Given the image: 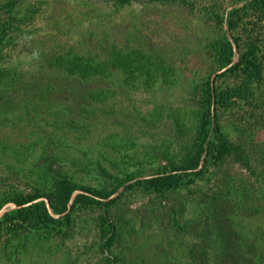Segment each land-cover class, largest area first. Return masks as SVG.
<instances>
[{"label": "rangeland", "instance_id": "rangeland-1", "mask_svg": "<svg viewBox=\"0 0 264 264\" xmlns=\"http://www.w3.org/2000/svg\"><path fill=\"white\" fill-rule=\"evenodd\" d=\"M126 2L21 4L0 264H264V0ZM31 193L51 219L1 218Z\"/></svg>", "mask_w": 264, "mask_h": 264}, {"label": "trees", "instance_id": "trees-1", "mask_svg": "<svg viewBox=\"0 0 264 264\" xmlns=\"http://www.w3.org/2000/svg\"><path fill=\"white\" fill-rule=\"evenodd\" d=\"M115 4L116 6L120 7L125 5L127 0H110ZM24 2V0H0V55L2 54V51L10 45L12 40H5V38L13 39L11 35H14L18 33L19 28H15L14 24L16 20L21 15V4ZM230 61L227 59L225 61V64L229 63ZM60 65H62V62H59ZM246 64L248 67H252L253 71L256 72L258 76H260L259 73V67L253 62V61H246ZM65 65V64H64ZM227 151L225 146H222L221 150L219 151L218 157L223 155ZM197 161H194V163L189 167L195 168L197 165ZM179 169V168H176ZM181 169H187V168H181ZM172 178V177H171ZM164 178L161 176L155 177L151 182L159 183ZM70 192H66L65 196L64 193H61L59 195L61 199V204L58 206L53 207L54 212H62V210L65 208V202L70 197ZM38 193H31L27 196L17 198L13 202L17 206L16 209H11L8 211H5L1 218L4 221H20L21 225H24L31 217L35 219V224L40 222L43 223L47 221L48 219H51V216L47 213L46 206L44 201H38L37 199L40 197ZM85 197V196H83ZM53 205V204H52ZM33 214V215H32ZM263 259V257L261 258Z\"/></svg>", "mask_w": 264, "mask_h": 264}]
</instances>
